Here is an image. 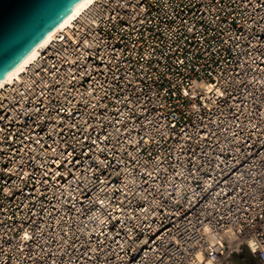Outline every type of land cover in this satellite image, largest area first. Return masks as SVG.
<instances>
[{
    "label": "built area",
    "instance_id": "1",
    "mask_svg": "<svg viewBox=\"0 0 264 264\" xmlns=\"http://www.w3.org/2000/svg\"><path fill=\"white\" fill-rule=\"evenodd\" d=\"M0 264H264V0H96L0 90Z\"/></svg>",
    "mask_w": 264,
    "mask_h": 264
},
{
    "label": "water",
    "instance_id": "2",
    "mask_svg": "<svg viewBox=\"0 0 264 264\" xmlns=\"http://www.w3.org/2000/svg\"><path fill=\"white\" fill-rule=\"evenodd\" d=\"M83 0H0V81Z\"/></svg>",
    "mask_w": 264,
    "mask_h": 264
},
{
    "label": "bare ground",
    "instance_id": "3",
    "mask_svg": "<svg viewBox=\"0 0 264 264\" xmlns=\"http://www.w3.org/2000/svg\"><path fill=\"white\" fill-rule=\"evenodd\" d=\"M95 1L96 0H83L20 64H18L11 72H9L7 76H5L0 81V90L6 84L21 78L23 72L27 68V65L30 64L40 54L41 48L49 44L57 32L70 26L74 19L84 10L89 8Z\"/></svg>",
    "mask_w": 264,
    "mask_h": 264
}]
</instances>
